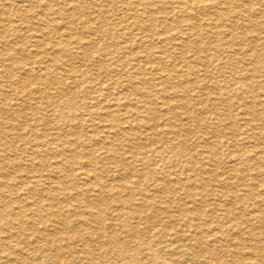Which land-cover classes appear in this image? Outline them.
<instances>
[{
  "label": "rangeland",
  "instance_id": "374dc122",
  "mask_svg": "<svg viewBox=\"0 0 264 264\" xmlns=\"http://www.w3.org/2000/svg\"><path fill=\"white\" fill-rule=\"evenodd\" d=\"M119 1L0 0V67L34 66L0 77V264H253L264 250V0H214L216 13L198 0ZM182 1L195 17L181 19Z\"/></svg>",
  "mask_w": 264,
  "mask_h": 264
},
{
  "label": "bare ground",
  "instance_id": "6f19581e",
  "mask_svg": "<svg viewBox=\"0 0 264 264\" xmlns=\"http://www.w3.org/2000/svg\"><path fill=\"white\" fill-rule=\"evenodd\" d=\"M77 1V0H76ZM119 1V0H118ZM142 1V0H141ZM151 1V0H150ZM175 1V0H174ZM247 1V0H246ZM7 2V1H6ZM19 2H21V1H19ZM46 2V1H45ZM104 2V1H103ZM120 2V1H119ZM143 2V1H142ZM146 2V1H145ZM198 2H199V4H200V7L201 8H204V9H196V10H200V11H202V12H213V13H216L219 9H216L217 7H218V5H216L217 3L214 1V0H198ZM23 3V2H22ZM144 3V2H143ZM152 3V2H151ZM33 4H35V3H33ZM165 4H167V3H165ZM45 4H43V6H44ZM103 5H105V4H103ZM153 5V4H152ZM169 5V4H168ZM33 6V5H32ZM46 6V5H45ZM167 6V5H166ZM28 7V6H27ZM182 7H183V9L181 8V10H182V12H183V15H182V17H181V19H183V21L184 20H186V19H189L191 16H193V17H195V15L194 14H192L191 13V10L193 9H189L190 7H189V5L187 4V1H182ZM222 7V6H221ZM262 7H264V6H262ZM6 8V7H5ZM140 8H141V6H140ZM163 8V7H162ZM165 8V7H164ZM43 9H47V7H44ZM142 9V8H141ZM159 9V8H158ZM224 9V8H223ZM81 10V9H80ZM103 10V9H102ZM154 10V9H153ZM222 10V9H221ZM15 11V10H14ZM64 11V10H63ZM142 11V10H141ZM159 11V10H158ZM194 11V10H193ZM135 12V11H134ZM137 12H140V11H137ZM154 12V11H153ZM3 13L4 14H6V15H8V14H10L11 13V9H3ZM36 13V12H35ZM50 13H52V12H50ZM155 13H157L156 11H155ZM199 13V12H198ZM43 14V13H42ZM44 14H46V13H44ZM43 14V15H44ZM182 14V13H181ZM237 14V13H236ZM153 15V13L150 11V14H149V12H148V16H144L145 18H146V20L148 21V22H152V20H154V16H152ZM49 16V15H48ZM181 16V15H180ZM224 16V15H223ZM228 16V15H227ZM11 18H12V16H10ZM37 17V16H36ZM73 17V16H72ZM163 19H165V20H167L166 18H163ZM238 19V18H237ZM248 19V18H247ZM26 20V19H25ZM178 20V19H177ZM234 20V19H233ZM249 20V19H248ZM252 20V19H251ZM1 21V20H0ZM113 21V20H112ZM117 21V20H116ZM168 21H170V20H168ZM24 22V21H23ZM123 22H124V20H123ZM206 22V21H205ZM205 22H203V25H206V26H208V23H205ZM127 23V22H126ZM172 23V22H171ZM192 23V22H191ZM74 24V23H73ZM81 24V23H80ZM125 24V23H124ZM159 24H160V22H159ZM240 24V23H239ZM3 25V24H2ZM79 25V24H78ZM121 26H122V24H120ZM126 25V24H125ZM218 25V24H217ZM131 26V25H130ZM160 26V25H159ZM163 26V25H162ZM165 27V30H168V29H172V27L170 26V24L169 23H167V24H165L164 25ZM7 27V26H6ZM61 27H63V26H61ZM83 27V26H82ZM176 27V26H175ZM180 27V26H179ZM240 27V26H239ZM245 27V26H244ZM10 28V27H9ZM56 28V27H55ZM139 28H141V27H139ZM3 29V28H2ZM6 29V28H5ZM75 29V27H73L72 26V30H74ZM142 29V28H141ZM180 29H182V28H180ZM188 29L189 30H191V29H197V26L196 25H192V27H190V25H189V27H188ZM135 30V29H134ZM137 30V29H136ZM186 30V29H185ZM219 30V29H218ZM250 30V29H249ZM248 30V31H249ZM3 31V30H2ZM130 31V30H129ZM128 31V32H129ZM143 31V30H142ZM182 31V30H181ZM211 31V30H210ZM251 31V30H250ZM257 31V30H256ZM259 31V30H258ZM70 32H71V30H70ZM131 32V31H130ZM174 32V31H173ZM172 32V33H173ZM207 32V31H206ZM209 32V31H208ZM41 33V32H40ZM89 33V32H88ZM159 33V32H158ZM158 33H156V34H158ZM162 33V32H161ZM189 33V32H188ZM205 33V32H204ZM245 33V32H244ZM75 34V33H74ZM92 34V33H91ZM14 35V34H13ZM16 35H17V32H16ZM65 35V34H64ZM213 35H214V39H216V40H218V39H221V37L222 36H220L221 34H220V32L219 31H214V33H213ZM231 35V34H230ZM25 36V35H24ZM45 36V35H44ZM68 36V35H67ZM128 36H130V35H128ZM251 36V35H250ZM117 37V36H116ZM226 37V36H225ZM241 37V36H240ZM246 37V36H245ZM252 37V36H251ZM250 37V38H251ZM254 37V36H253ZM47 38V37H46ZM118 38V37H117ZM135 39H136V37H134ZM242 38V37H241ZM39 39H40V37H39ZM42 39V38H41ZM125 39V38H124ZM176 39V38H175ZM229 39H230V37H229ZM249 39V38H248ZM252 40H253V38H251ZM256 39V38H255ZM216 40H214L215 42H217ZM20 41H22V40H20ZM156 41V40H155ZM162 41V40H161ZM179 41V40H178ZM260 41V40H259ZM0 42H2V41H0ZM9 42V41H8ZM13 42V41H12ZM138 42V41H137ZM242 42V41H241ZM257 42H258V39H257ZM5 43V42H4ZM5 44H7V43H5ZM9 44V43H8ZM154 44V43H153ZM124 45H125V43H124ZM235 45V44H234ZM141 46V45H140ZM3 47H5V46H3ZM134 47H136V46H134ZM143 47V46H142ZM216 47H218V46H216ZM248 47V46H247ZM43 48V47H42ZM129 48H130V46H129ZM131 48H132V46H131ZM137 48H138V46H137ZM208 48V47H207ZM263 48V47H262ZM111 49V48H110ZM88 50V49H87ZM89 51V50H88ZM102 51V50H101ZM229 51H230V49H229ZM34 52V51H33ZM59 52H60V54L61 55H66V56H69V55H71V52L72 51H70V49L65 45V43L64 42H61V46H60V50H59ZM90 52V51H89ZM164 52V51H163ZM1 53V52H0ZM6 53V52H5ZM206 53V52H205ZM77 54V53H76ZM53 55V54H52ZM161 55V54H160ZM180 55H182V54H180ZM81 56V55H80ZM163 56H164V54H163ZM183 56V55H182ZM105 57V56H104ZM147 57V59H148V56H146ZM25 58V57H24ZM150 58V57H149ZM141 59H143V58H141ZM151 59V58H150ZM158 59V58H157ZM97 60V59H96ZM144 60V59H143ZM229 60V59H228ZM7 61V60H6ZM139 61H140V59H139ZM145 61V60H144ZM157 61H159V60H157ZM164 61H166V60H164ZM230 61V60H229ZM234 61V60H233ZM32 62V61H31ZM36 62V61H35ZM235 62V61H234ZM14 63H16V64H14ZM161 63V62H160ZM151 64V63H150ZM153 64V63H152ZM163 64V63H162ZM221 64H223V63H221ZM18 65V66H17ZM26 64H24V63H20V61L19 60H17V59H12V61H11V63L9 64V65H7V66H2V67H0V77H7V78H9V76H12V75H14L13 73H12V71L13 70H15L16 68H23L24 70H25V72H27V73H29V74H33L34 73V66H28V65H26ZM170 65V64H169ZM173 65V64H172ZM204 65V64H203ZM25 66V67H24ZM103 67H105V66H103ZM165 67V66H164ZM171 67V66H170ZM169 67V69H171ZM38 68V67H37ZM43 68V67H42ZM155 68V67H154ZM71 69V68H70ZM129 69H131V68H129ZM248 69V68H247ZM36 70V69H35ZM64 70V69H63ZM155 70V69H154ZM163 70V69H162ZM201 70V69H200ZM110 71V70H109ZM161 71V70H160ZM111 72V71H110ZM177 72V71H176ZM175 72V73H176ZM14 73H16L15 71H14ZM71 73V72H70ZM173 73V72H172ZM193 73V72H192ZM103 74V73H102ZM177 74V73H176ZM179 74V73H178ZM262 74V73H261ZM170 75V74H169ZM191 75H193V74H191ZM262 76V75H261ZM260 75H259V77H261ZM57 77V76H56ZM193 77V76H192ZM199 77V76H198ZM255 77V76H254ZM37 78V77H36ZM124 78V77H123ZM170 78V77H169ZM4 79V78H3ZM29 80H30V78H29ZM95 80V79H94ZM102 80V79H101ZM261 80V79H260ZM34 81V80H33ZM32 81V82H33ZM200 81V80H199ZM6 82V81H5ZM62 82V81H61ZM104 82V81H103ZM141 82V81H140ZM164 82V81H163ZM169 82V81H168ZM187 82V81H186ZM11 83V82H10ZM115 83V82H114ZM135 83H137V82H135ZM162 83V82H161ZM258 83V82H257ZM19 84V83H18ZM60 84H62V83H60ZM105 84V83H104ZM143 84V83H142ZM176 84V83H175ZM145 85V84H144ZM209 85V84H208ZM70 86V85H69ZM223 87V86H222ZM48 88V87H47ZM123 88V87H122ZM126 88V87H125ZM130 88V87H129ZM224 88V87H223ZM73 89H75V88H73ZM245 89V88H244ZM256 89V88H255ZM69 90V89H68ZM125 90V89H124ZM146 90V89H145ZM168 90V89H167ZM207 90H208V88H207ZM212 90V89H211ZM243 90V89H242ZM246 91V90H245ZM259 91V90H258ZM88 92H89V90H88ZM165 92V91H164ZM167 92V91H166ZM200 92V91H199ZM261 92V91H260ZM178 93V92H177ZM218 93V92H217ZM42 94V93H41ZM117 94V92L115 93V95ZM199 94V93H198ZM44 95H45V93H44ZM54 95V94H53ZM144 95H147V94H144ZM182 95V94H181ZM11 96V95H10ZM93 96H95V95H93ZM215 96L217 97V94H215ZM251 96V95H250ZM256 96V95H255ZM261 96V95H260ZM32 97V95H29V97L28 98H31ZM38 97H41V95L39 96L38 95ZM46 97H48V96H46ZM49 97H51V96H49ZM123 97V96H122ZM153 97V96H152ZM182 96H180L179 98H181ZM195 97V96H194ZM198 97V96H197ZM36 98H37V96H36ZM42 98V97H41ZM45 98V97H44ZM87 98V97H86ZM48 99V98H47ZM50 99V98H49ZM72 99H73V97H72ZM94 99V98H93ZM238 99V98H237ZM136 100V99H135ZM212 100V99H211ZM263 101H264V99H263ZM79 102V101H78ZM262 102V101H261ZM18 103V102H17ZM20 103V102H19ZM18 103V104H19ZM142 103V102H141ZM164 103V102H163ZM85 104V103H84ZM137 104V103H136ZM168 104V103H167ZM13 105V104H12ZM107 105V104H106ZM128 105H129V103H128ZM150 105V104H149ZM159 105V104H158ZM162 105H164V104H162ZM260 105V104H259ZM144 106H145V108H151L150 106H148V102H146L145 104H144ZM154 106V105H153ZM160 106V105H159ZM165 106V105H164ZM220 107V106H219ZM248 107V106H247ZM167 108V107H166ZM165 108V109H166ZM169 108V107H168ZM167 108V109H168ZM8 108H6V110H7ZM156 109V108H155ZM186 109V108H185ZM149 111H150V113L151 114H153V113H155V110H153V112H151L152 111V109H148ZM217 110V109H216ZM256 110V109H255ZM3 111V110H2ZM8 111V110H7ZM164 111V110H163ZM208 111V110H207ZM219 111V110H218ZM10 112H11V110H10ZM22 113L24 112V111H21ZM193 112V111H192ZM4 113V112H3ZM14 113V112H13ZM13 113H12V115H13ZM231 113V112H230ZM7 114V113H6ZM11 114V113H10ZM17 114V113H16ZM114 113H113V110H112V112H111V114H109L108 113V115H106L107 117L108 116H112ZM167 114V113H166ZM184 114V113H183ZM14 115H15V113H14ZM18 115V114H17ZM17 115H15V116H17ZM169 115H170V113H169ZM172 115V114H171ZM176 115V114H175ZM187 115H189V114H187ZM257 115V114H256ZM165 116V115H164ZM180 116V115H179ZM18 117H19V115H18ZM156 117H158V116H155V118ZM175 117V116H174ZM178 117V116H177ZM176 117V118H177ZM25 118V117H24ZM27 118V117H26ZM32 118V117H31ZM109 118V117H108ZM259 118V117H258ZM3 119V118H2ZM7 119V118H6ZM5 119V120H6ZM14 119V118H13ZM12 119V120H13ZM147 119V118H146ZM151 119H154V118H151ZM35 120V119H34ZM6 121H8V120H6ZM148 121V120H147ZM160 121V120H159ZM157 122V124L158 123H160V122ZM181 121V120H180ZM10 122V121H9ZM29 122V121H28ZM40 122V121H39ZM151 122V121H150ZM162 122V121H161ZM183 122V121H182ZM42 123H43V121H42ZM46 123V122H45ZM169 123V122H168ZM200 123V122H199ZM37 124V123H36ZM40 124V123H39ZM172 124V123H171ZM196 124V123H195ZM254 124V123H253ZM263 124V123H262ZM201 125V124H200ZM96 126V125H95ZM177 127L175 128V129H172L173 130V132L174 133H178V134H180L181 132H182V130L180 129V127H179V125H176ZM196 126V125H195ZM236 126H239V125H236ZM262 126V125H261ZM148 127V126H147ZM166 127V126H165ZM194 127V126H193ZM249 127V126H248ZM260 127V126H259ZM1 128V127H0ZM105 128V127H104ZM150 128V127H149ZM174 128V127H173ZM241 128V127H240ZM23 129V128H22ZM169 129V128H168ZM167 129V130H168ZM214 129V128H213ZM3 130V129H2ZM135 130V129H134ZM138 130V129H137ZM140 130V129H139ZM146 130V129H145ZM144 130V131H145ZM153 130V129H152ZM188 130V129H187ZM256 130V129H255ZM8 131V130H7ZM122 131V130H121ZM147 131H150V129L149 130H147ZM188 131H190V130H188ZM196 131V130H195ZM233 131V130H232ZM235 131V130H234ZM108 133V132H107ZM154 133V132H153ZM161 133H163V132H161ZM192 133V132H191ZM26 134H28V132L26 133ZM92 134V133H91ZM3 135V134H2ZM31 135V134H30ZM29 135V136H30ZM154 135V134H153ZM156 136H158L157 134H155ZM182 135V134H181ZM233 135V134H232ZM259 135V134H258ZM262 135V134H261ZM11 136V135H10ZM81 136V135H80ZM160 136V135H159ZM185 136V135H184ZM32 137V136H31ZM222 137V136H221ZM228 137V136H227ZM80 138V137H79ZM113 138V137H112ZM183 138V137H182ZM95 139V138H94ZM121 139V138H120ZM146 139V138H145ZM186 139V138H185ZM1 140V139H0ZM11 140V139H10ZM9 140V141H10ZM72 140H73V138H72ZM76 140H77V138H76ZM84 140V139H83ZM168 140V139H167ZM65 141V140H64ZM187 141V140H186ZM185 141V142H186ZM242 141V140H241ZM240 141V142H241ZM29 142V141H28ZM83 142V141H82ZM81 142V143H82ZM94 142V141H93ZM100 142V141H99ZM185 142H183V143H185ZM191 142V141H190ZM218 142V141H217ZM143 143V142H142ZM180 143V142H179ZM221 143V142H220ZM223 143H224V141H223ZM253 143V142H252ZM98 144V143H97ZM202 144V143H201ZM225 144V143H224ZM245 144V143H244ZM1 145V144H0ZM132 145V144H131ZM137 145H139V144H137ZM188 145V144H187ZM195 145V144H194ZM235 145V144H234ZM233 145V146H234ZM246 145V144H245ZM136 146V145H135ZM134 145H133V147H135ZM146 146V145H145ZM177 146V145H176ZM237 146V145H236ZM8 147H10V146H8ZM35 147V146H34ZM40 147V146H39ZM38 147V148H39ZM96 147V146H95ZM129 147H132V146H129ZM148 147V146H147ZM232 147V146H231ZM242 147H243V145H242ZM6 148V147H5ZM87 148V147H86ZM97 148V147H96ZM241 148V147H240ZM2 149V148H1ZM21 149V148H20ZM32 149V148H31ZM34 149V148H33ZM123 149H124V147H123ZM160 149H162V148H160ZM186 149H188V148H186ZM125 150V149H124ZM136 150H137V148H136ZM169 150V149H168ZM241 150H242V148H241ZM28 151H29V149H28ZM38 151V150H37ZM36 150H35V152H37ZM170 151V150H169ZM173 151V150H172ZM189 151V150H188ZM173 152H175V151H173ZM202 152V151H201ZM234 152H235V150H234ZM243 152V151H242ZM16 153V152H15ZM42 153V152H41ZM40 153V154H41ZM191 153H193V152H191ZM240 153V152H239ZM258 154H259V152H257ZM21 154V153H20ZM32 154H34V153H32ZM152 154V153H151ZM151 154H150V156H151ZM214 154V153H213ZM237 154V153H236ZM42 155V154H41ZM64 155V154H63ZM100 155H102V154H100ZM133 155V154H132ZM145 155V154H144ZM215 155V154H214ZM221 155V154H220ZM219 155V156H220ZM260 155V154H259ZM12 156V155H11ZM13 156H15V154L13 155ZM32 156V155H31ZM34 156V155H33ZM47 156V155H46ZM85 156V155H84ZM99 156V155H98ZM159 156V155H158ZM38 157V156H37ZM218 156H214V158H217ZM223 157V156H222ZM164 158V157H163ZM221 158V157H220ZM258 158V157H257ZM256 158V159H257ZM32 159V158H31ZM172 159V158H171ZM208 159H211V158H208ZM251 159V158H250ZM249 159V160H250ZM48 160V159H47ZM107 160V159H106ZM140 160V159H139ZM158 160H160V158H158ZM217 160V159H216ZM259 160H264V159H259ZM7 161V160H6ZM5 161V162H6ZM29 162H30V160H28ZM27 161V162H28ZM37 161V160H36ZM181 161V160H180ZM210 161V160H209ZM211 161H213L212 159H211ZM215 161V160H214ZM241 161V160H240ZM2 162V161H1ZM11 162V161H10ZM41 162H43V161H41ZM174 162V161H173ZM264 162V161H263ZM93 163V162H92ZM213 163V162H212ZM216 163V162H215ZM23 164V163H22ZM36 164V163H35ZM80 164H81V162H80ZM217 164V163H216ZM24 165V164H23ZM40 165V164H39ZM5 166V165H4ZM6 167V166H5ZM51 167V166H50ZM96 167V166H95ZM231 167H233V166H231ZM11 168V167H10ZM22 168V167H21ZM27 168H29L28 167V164H27ZM34 168V167H33ZM37 168H39L38 166H37ZM212 168V167H211ZM214 168V167H213ZM224 168V167H223ZM150 169H151V167H150ZM168 169V168H167ZM18 170V169H17ZM33 170V169H32ZM42 170V169H41ZM133 170H135V169H133ZM132 170V171H133ZM144 170H146V169H144ZM31 171V170H30ZM87 171H88V169H87ZM8 172V171H7ZM18 172V171H17ZM26 172V171H25ZM171 172V171H170ZM169 172V173H170ZM185 172V171H184ZM204 172V171H203ZM228 172V171H227ZM41 173V172H40ZM44 173V172H43ZM52 173V172H51ZM61 173V172H60ZM88 173V172H87ZM147 173V172H146ZM173 173H174V171H173ZM260 173V172H259ZM11 175V174H10ZM31 175V174H30ZM47 175V174H46ZM80 175V174H79ZM169 175H171V174H169ZM234 175V174H233ZM14 176H16V175H14ZM38 176L39 175H36V177L38 178ZM11 177H13V176H11ZM19 177V176H18ZM35 177V178H36ZM49 177V176H48ZM126 177V176H125ZM252 177V176H251ZM24 178H25V176H24ZM42 178H44L43 176H42ZM71 178H73V177H71ZM95 178V177H94ZM30 179V178H29ZM33 179H34V177H33ZM41 179V178H40ZM91 179V178H90ZM98 179L99 178H97V182H99L98 181ZM152 179V178H151ZM155 180H156V178H154ZM154 179H152L153 181H154ZM161 179V178H160ZM165 179V178H164ZM30 180H32V179H30ZM39 180V179H38ZM54 180V179H53ZM117 180V179H116ZM159 180V179H158ZM161 180H163V178L161 179ZM241 180H243V179H241ZM40 181V180H39ZM90 181V180H89ZM93 181H94V179H93ZM96 181V180H95ZM125 181V180H124ZM186 181V180H185ZM225 181H226V179H225ZM180 182V181H179ZM201 182H202V180H201ZM2 183V182H1ZM0 183V184H1ZM147 183V182H146ZM203 183V182H202ZM222 183V182H221ZM4 184H6V183H4ZM27 184V183H26ZM56 184V183H55ZM60 184V183H59ZM182 184V183H181ZM191 184V183H190ZM3 185V184H2ZM19 185H21V184H19ZM41 185V184H40ZM48 185V184H47ZM65 185V184H64ZM94 185V184H93ZM114 185V184H113ZM227 185V184H226ZM84 186V185H83ZM151 186V185H150ZM187 186V185H186ZM6 186H4V188H5ZM9 187H11V186H9ZM50 187V186H49ZM99 187V186H98ZM128 187V186H127ZM202 187V186H201ZM12 188V187H11ZM41 188H42V186H41ZM44 188H45V186H44ZM54 188V187H53ZM99 188H101V187H99ZM203 188V187H202ZM213 188V187H212ZM3 189V188H2ZM16 189V188H15ZM87 189V188H86ZM126 189V188H125ZM128 189V188H127ZM29 190V189H28ZM164 190V189H163ZM203 190V189H202ZM205 190V189H204ZM39 191V190H38ZM49 191H50V189H49ZM75 191V190H74ZM144 191V190H143ZM186 191V190H185ZM223 191V190H222ZM44 193H45V191H43ZM56 192V191H55ZM86 192V191H85ZM90 192V191H89ZM88 192V193H89ZM187 192V191H186ZM198 192V191H197ZM218 192V191H217ZM219 193V192H218ZM47 194V193H46ZM53 194V193H52ZM155 194H157L156 192H155ZM193 194H194V192H193ZM196 194V193H195ZM200 194V193H199ZM51 195V194H50ZM97 195V194H96ZM151 195V194H150ZM197 195V194H196ZM20 196V195H19ZM75 196V195H74ZM141 196V195H140ZM148 196V195H147ZM188 196H190V195H188ZM187 196V197H188ZM200 196V195H199ZM223 196V195H222ZM236 196V195H235ZM238 196V195H237ZM3 197V196H2ZM46 197V196H45ZM84 197V196H83ZM194 197V196H193ZM203 197H204V195H203ZM194 198H196V197H194ZM232 198H233V196H232ZM258 198H260V197H258ZM198 199V198H197ZM228 199V198H227ZM239 199V198H238ZM60 200V199H59ZM82 200V199H81ZM85 200V199H84ZM169 200V199H168ZM240 200V199H239ZM31 201V200H30ZM56 201V200H55ZM73 201V200H72ZM77 201H78V199H77ZM163 201V200H162ZM177 201V200H176ZM224 201H225V199H224ZM29 202V201H28ZM160 202V201H159ZM163 202H165V201H163ZM237 202V201H236ZM260 202H262V201H260ZM30 203V202H29ZM36 203V202H35ZM78 203V202H77ZM192 203V202H191ZM1 204V203H0ZM131 204V203H130ZM161 204V203H160ZM205 204V203H204ZM36 205V204H35ZM138 205V204H137ZM147 205V204H146ZM88 206V205H87ZM132 206V205H131ZM145 206V205H144ZM160 206V205H159ZM197 206V205H196ZM208 206H209V204H208ZM242 206V205H241ZM34 207V206H33ZM75 207H77V206H75ZM124 207V206H123ZM135 207H136V205H135ZM146 207V206H145ZM191 207V206H190ZM27 208V207H26ZM35 208V207H34ZM38 208H39V206H38ZM73 208V207H72ZM78 208V207H77ZM106 208H110V207H106ZM111 208H113V207H111ZM138 208V207H137ZM137 208H135V212L136 213H141L142 211H140V210H138ZM157 208V207H156ZM166 208L167 207H163V209L162 208H160L158 211H161V212H167V211H165L166 210ZM260 208V207H259ZM259 208H257V209H259ZM16 209V208H15ZM41 209H43V208H41ZM88 209V208H87ZM104 209V208H103ZM102 209V210H103ZM146 209V208H145ZM174 209V208H173ZM176 209V208H175ZM35 210H36V208H35ZM34 210V211H35ZM141 210H144V209H142L141 208ZM163 210V211H162ZM178 210H179V208H178ZM177 210V211H178ZM200 210V209H199ZM217 210V209H216ZM24 211V210H23ZM58 211H60V210H58ZM66 211H67V209H66ZM71 211H73V210H71ZM94 211V210H93ZM99 211V210H98ZM147 211V210H146ZM169 211V210H168ZM202 211V210H201ZM212 211H215V209L214 210H212ZM2 212V211H1ZM77 212H79V211H77ZM102 212V211H101ZM107 212V211H106ZM105 212V213H106ZM110 212V211H109ZM115 212V211H114ZM120 212H122V211H120ZM171 212V211H170ZM173 212V211H172ZM179 212V211H178ZM181 212V211H180ZM222 212H225V214H227V210L225 209V211H222ZM233 212V211H232ZM258 212H259V210H258ZM258 212H256L255 213V217L257 218V220H259L261 223H262V226L264 225V214H260V213H258ZM22 213V212H21ZM60 213V212H59ZM58 212H55V211H53V212H51V214L52 215H54V218L56 217L57 219L58 218H61V216H60V214H59ZM119 213V212H118ZM40 214V216H41V213H39ZM46 214V213H45ZM65 214V213H64ZM77 214V213H76ZM127 214H129V213H127ZM182 214V213H181ZM208 214V213H207ZM224 214V213H223ZM224 214V215H225ZM70 215V214H69ZM85 215V214H84ZM98 215V212L97 213H94V216H97ZM102 215V214H101ZM117 215V214H116ZM130 215V214H129ZM132 215V214H131ZM151 215V214H150ZM171 215H173V214H171ZM248 215V214H247ZM6 216V215H5ZM71 216V215H70ZM88 216V215H87ZM87 216H85V218H87ZM124 216V215H123ZM207 216V215H206ZM211 216V215H210ZM234 216V215H233ZM47 217V216H46ZM72 217V216H71ZM74 217V216H73ZM89 217H91V216H89ZM100 217V216H99ZM126 217V216H125ZM124 217V218H125ZM247 217V216H246ZM245 217V218H246ZM4 218V217H3ZM84 218V217H83ZM167 218V217H166ZM46 219V218H45ZM65 219H67V218H65ZM77 219V218H76ZM76 219L74 220V221H76ZM81 219V218H80ZM79 219V220H80ZM88 219H90V218H88ZM88 219L86 220V221H88ZM128 219V218H127ZM173 219V218H172ZM175 219V218H174ZM199 219V218H198ZM64 220V219H63ZM84 220V219H83ZM82 220V221H83ZM132 220V219H131ZM151 220V219H150ZM163 220V219H162ZM168 220H170V218L168 219ZM213 220V219H212ZM238 220V219H237ZM3 220H1V222H2ZM66 221V220H65ZM68 221V220H67ZM78 221V220H77ZM129 221H130V219H129ZM133 221V220H132ZM195 221V220H194ZM202 221V220H201ZM254 221V220H253ZM44 222V221H43ZM56 222H58V223H56V224H59V225H61L62 224V221L61 220H56ZM71 222V221H70ZM81 222V221H80ZM105 222V221H104ZM176 222V221H175ZM19 223V222H18ZM22 223V222H21ZM45 223V222H44ZM65 223V222H64ZM67 223H69V222H66V224ZM79 223V222H78ZM77 223V224H78ZM93 223V222H92ZM184 223V222H183ZM12 224V223H11ZM25 224V223H24ZM43 224V223H42ZM52 224V223H51ZM105 224V223H104ZM257 224H258V222H257ZM27 225V224H26ZM34 225V224H33ZM46 225V224H45ZM81 225V224H80ZM84 225V224H83ZM163 225V224H162ZM186 225V224H185ZM194 225V224H193ZM244 225H245V223H244ZM25 226V225H24ZM28 226H29V224H28ZM27 226V227H28ZM57 226V225H56ZM65 226V225H64ZM79 226V225H78ZM119 226H120V224H119ZM118 226V227H119ZM221 226V225H220ZM39 227V226H38ZM53 227V226H52ZM76 227V226H75ZM86 227V226H85ZM164 227H166V226H164ZM197 227V226H196ZM199 227V226H198ZM223 227V226H222ZM245 227V226H244ZM254 227V226H253ZM42 228V227H41ZM46 228H47V226H46ZM200 228V227H199ZM240 228H241V226H240ZM16 229H17V227H16ZM39 229V228H38ZM50 229V228H49ZM52 229H54V228H52ZM63 229H65V228H63ZM90 229V228H89ZM186 229V228H185ZM8 230V229H7ZM57 227L54 229V230H52L50 233H57V234H59V235H54L53 236V240H52V244L54 245V248H56L55 250H56V252L58 253V257H61V255L62 254H64L63 256H65V252H64V247H65V249H66V247L67 246H65V245H67V244H63V242L65 241V240H67V238H65L64 236H62V234H61V232H57ZM93 230V229H92ZM174 230V229H173ZM189 230V229H188ZM187 230V231H188ZM215 230V229H214ZM245 230H246V228H245ZM248 230V229H247ZM246 230V231H247ZM37 231V230H36ZM36 231H33V232H36ZM81 231V230H80ZM193 231V230H192ZM197 231V230H196ZM209 231V230H208ZM259 231V230H258ZM92 232V234H93V231H91ZM8 233V232H7ZM63 233H65V232H63ZM87 233V232H86ZM180 233V232H179ZM192 233V232H191ZM210 233V232H209ZM258 233V232H257ZM260 233H262V232H260ZM36 234H38V233H36ZM92 234H90V235H92ZM156 234V233H155ZM190 234V233H189ZM198 234H199V232H198ZM233 234V233H232ZM238 234V233H237ZM247 234V233H246ZM18 235H20V234H18ZM51 235V234H50ZM86 235V234H85ZM100 235V234H99ZM99 235H92L93 236V238H89L91 241H93V242H96L97 240H99L98 239V237H99ZM200 235V234H199ZM264 235V234H263ZM65 236H66V233H65ZM67 236H69V235H67ZM87 236V235H86ZM234 236V235H233ZM232 236V237H233ZM261 236V235H260ZM6 237V236H5ZM4 237V238H5ZM49 237V236H48ZM56 237V238H55ZM79 237H82L83 238V240L84 241H88V238H85L84 237V235L82 234V233H79ZM79 237H77V238H79ZM88 237V236H87ZM200 237V236H199ZM258 237V236H257ZM19 238V237H18ZM123 238V237H122ZM217 238V237H216ZM5 239H7V238H5ZM45 239V238H44ZM117 239H118V237H117ZM146 239V238H145ZM215 239V238H214ZM220 239V238H219ZM264 239V238H263ZM8 240V239H7ZM148 240V239H147ZM2 241H3V239H2ZM46 241V240H45ZM103 241V240H102ZM141 241V240H140ZM146 241V240H145ZM195 241V240H194ZM214 241H216V240H214ZM219 241V240H218ZM233 241V240H232ZM239 241V240H238ZM249 241H250V239H249ZM252 242L254 241V240H251ZM5 242V241H4ZM210 242V241H209ZM31 243V242H30ZM29 243V244H30ZM45 243V242H44ZM72 243V242H71ZM108 243V242H107ZM136 243V242H135ZM140 243V242H139ZM202 243V242H201ZM215 243H217V242H215ZM222 243V242H221ZM235 243H237V242H235ZM251 243V242H250ZM10 244V243H9ZM36 244H37V242H36ZM142 244V243H141ZM210 244V243H209ZM254 244V243H253ZM257 244V243H256ZM3 245V244H2ZM70 245V244H69ZM112 245V244H111ZM110 245V247H112ZM143 245V244H142ZM249 245V244H248ZM263 245V244H262ZM1 246V245H0ZM19 246V245H18ZM26 246V245H25ZM125 246V245H124ZM139 246L141 247V245L139 244ZM162 246V245H161ZM198 246V245H197ZM196 246V247H197ZM208 246V245H207ZM216 246V245H215ZM222 246V245H221ZM247 246V245H246ZM255 246V245H254ZM19 247H21V246H19ZM46 247V246H45ZM127 247V246H126ZM126 247H125V249L124 250H126ZM143 247V246H142ZM146 247V246H145ZM152 247V246H151ZM156 247V246H155ZM154 247V248H155ZM166 247V246H165ZM170 247V246H169ZM211 247H212V245H211ZM213 247H214V245H213ZM219 247V246H218ZM238 247V246H237ZM249 247H251V245L249 246ZM15 248V247H14ZM92 247H90V249H91ZM107 248V247H106ZM113 248V247H112ZM144 248V247H143ZM147 248V247H146ZM161 248V247H160ZM202 248V247H201ZM229 248V247H228ZM262 248H263V246H262ZM22 249H24V248H22ZM26 249H29V248H26ZM93 249V248H92ZM132 249V248H131ZM135 249V248H134ZM134 249H132V250H134ZM137 249V248H136ZM152 249H153V247H152ZM175 249V248H174ZM184 253H189V251L188 250H186V249H188V248H185L184 247ZM219 249V248H218ZM245 249V248H244ZM17 250H18V248H17ZM16 250V251H17ZM131 250V251H132ZM149 250V249H148ZM256 250L257 251H255V252H253L254 254H253V256L251 257L252 258V260H253V264H260V260H262L261 258H263L264 257V250L263 249H261L260 247H258L257 246V248H256ZM1 251V250H0ZM20 251V250H19ZM54 251V250H53ZM90 251V250H89ZM95 251H97V250H95ZM126 251H128V250H126ZM142 251H144V250H142ZM36 252V251H35ZM34 252V253H35ZM37 252H38V250H37ZM115 252V251H114ZM171 252V251H170ZM177 252V251H176ZM227 252V251H226ZM247 252V251H246ZM33 254V252H30V254ZM157 253V252H156ZM160 253V252H159ZM178 253H180V252H178ZM177 253V254H178ZM212 253V252H211ZM18 254V253H17ZM42 254V253H41ZM130 254V253H129ZM128 254V255H129ZM136 254V253H135ZM146 254V253H145ZM250 254V253H249ZM123 255V254H122ZM214 255V254H213ZM232 255V254H231ZM50 256V255H49ZM120 256V255H119ZM131 256V255H130ZM138 256V255H137ZM196 255L195 254H191L190 253V259L191 260H194V259H197L196 257H195ZM202 256V255H201ZM243 256H245V255H243ZM51 257V256H50ZM121 257V256H120ZM144 257V256H143ZM213 257V256H212ZM216 257V256H215ZM234 257V256H233ZM237 257V256H236ZM1 258H2V256H1ZM73 258V257H72ZM80 258V257H79ZM124 258V257H123ZM139 258H142V257H139ZM200 258V257H199ZM231 258V257H230ZM41 259V258H40ZM246 259V258H245ZM17 259H15V261H16ZM26 260V259H25ZM50 260V259H49ZM111 260V259H110ZM125 260V259H124ZM145 260V259H144ZM186 260V259H185ZM211 260H213V259H211ZM37 261V260H36ZM117 261V260H116ZM145 261H147V260H145ZM245 261V260H244ZM24 262V259L23 258H18V260H17V262L16 263H14V264H22ZM210 262V261H209ZM213 262V261H212ZM178 263V262H177ZM184 263V262H183ZM236 263V262H235ZM248 263V262H247ZM126 264V263H125ZM191 264V263H190ZM197 264H202L201 262H199V263H197ZM215 264V263H214ZM225 264V263H224ZM245 264V263H244Z\"/></svg>",
  "mask_w": 264,
  "mask_h": 264
}]
</instances>
